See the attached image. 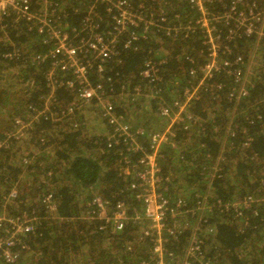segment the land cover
Masks as SVG:
<instances>
[{
    "label": "trees",
    "instance_id": "obj_1",
    "mask_svg": "<svg viewBox=\"0 0 264 264\" xmlns=\"http://www.w3.org/2000/svg\"><path fill=\"white\" fill-rule=\"evenodd\" d=\"M132 1L135 5L141 2ZM161 1L163 7L160 10L166 11L169 25L179 26L177 14L182 23L196 17L195 10L184 0ZM246 1L264 7V0ZM149 2L157 3L156 0ZM213 6L218 7V4L213 3ZM155 7L158 8L157 5ZM216 10L219 11L218 8ZM79 11L73 23L83 17V12ZM222 30L228 29L222 26ZM10 37L22 49V56L26 51L30 55L44 53L48 49L33 31L28 32L25 27L13 31ZM255 37L236 38L232 43L235 56H243L247 60L250 51L257 46L258 37ZM260 45L263 48L260 47L255 54L257 68L252 71L254 87L249 97L235 101L228 97V91L217 95L204 92L191 106L199 119L198 126L204 129L198 134L191 131L190 136L180 130L177 142L184 145L180 146L179 157H175V152L168 146L161 161L164 175L170 180L168 196L173 199L190 197L188 202L194 205L198 200L196 194L208 192L210 198L224 203L241 202L250 196L258 200L251 206L254 214L239 205L238 213L231 209L227 212L211 209L204 215L205 226L214 230L205 234L202 245L204 261L209 264H264V43ZM161 48L167 53L164 57L167 62L161 66L164 88L149 104H171L177 95L181 96V92L177 88L172 89L170 83L180 79L185 84L190 82L188 77L183 79L180 75L205 61V48L198 32L176 41L158 33L148 43L139 44L135 51L124 53L121 64L111 63L105 76H110L113 81L116 78L129 80L133 82L132 87L136 84L145 86L139 73L145 62L161 53ZM10 49L7 45L0 47V120L4 119V105L13 102L8 93L14 90V86L29 88V93L23 96V105L28 107L29 120H33L36 111L46 106V100L52 93L45 78L50 65L28 67L26 59L8 61L2 55ZM227 80L223 79V82ZM229 81L231 86L234 85ZM116 90H120L119 86ZM73 100L68 91L57 89L49 99L51 108L47 114L36 118L31 129L10 137L16 131L13 119L23 114L19 111L14 117L11 115V128L0 129V212H5L8 217L35 215L40 223L37 233L26 240L28 249H21L18 264H76L78 259L84 264L149 262L150 244L139 241V235L132 226L123 232L112 233L110 228L102 230L98 220H91L88 204L93 193L113 201L122 200L130 209L137 208L138 202L128 190L130 178L126 180L122 171L129 153L123 147L108 148L106 134L109 129L101 117L95 116L100 126L94 128L91 119L94 116L90 110L86 112L89 116L77 111L61 118L60 110L71 106ZM126 103L121 101L117 113L131 130L143 129L146 132L145 136H134L148 151L150 140L147 134L160 132V129H153L161 125L154 113L158 107L150 108L144 100L139 105ZM231 126L235 135L222 138L227 136V128ZM112 130L110 126V134ZM216 161L220 171L208 185L203 182L202 175H208ZM41 162L44 166L39 165ZM175 163L185 165L177 166ZM201 183L208 185L210 190H206V186L201 189ZM92 189L95 192L91 193ZM11 192H16V196L6 201L4 197ZM48 194L53 196L52 209L42 202ZM184 224L180 239L170 245L178 257L190 239L188 221ZM81 250L87 253L81 255Z\"/></svg>",
    "mask_w": 264,
    "mask_h": 264
},
{
    "label": "built area",
    "instance_id": "obj_2",
    "mask_svg": "<svg viewBox=\"0 0 264 264\" xmlns=\"http://www.w3.org/2000/svg\"><path fill=\"white\" fill-rule=\"evenodd\" d=\"M184 1L195 10L196 17L182 23L177 14L179 26H173L168 24L166 11L160 10L163 6L149 0H141L136 5L132 0H0V47H11L2 57L11 62L26 59L28 67L50 65L45 77L52 92L49 99L57 89L68 91L74 97L71 106L60 110L61 118L74 115L77 111L84 115L88 110L94 111L92 114L101 117L109 129L106 134L108 148L123 147L129 153L123 163L132 177L128 190L138 202L134 215L127 218L124 201L109 204L100 195L94 199L92 209L96 211L94 214H106L101 219L103 221H98L102 230L110 228L112 233L125 231L129 219H134L139 241L150 244L149 262L142 264L207 263L203 256V239L206 233L214 230L205 226L204 215L211 209L221 212L231 209L238 213L239 205L254 214L251 206L258 201L250 196L241 202L224 203L208 197V192H201L196 194L198 200L193 205L186 199L168 196L170 180L164 175L161 165L166 148L169 146L172 152L180 154L182 144L177 142L180 130L192 135L191 131L198 134L204 129L198 126L199 119L193 114L191 106L204 92L217 95L228 91V97L235 101L249 97L254 87L252 70L257 68L255 54L260 51V43H264V7L249 4L246 0H230L228 4L227 0ZM222 8L225 10L222 11ZM78 11L83 12V17L73 23L72 17ZM222 26L228 30H222ZM21 27L28 32L33 31L41 44L47 45V51L30 55L26 51L22 56V49L10 37ZM196 32L202 36L205 61L202 65L191 67L185 74L181 73V78L188 77L190 82L185 84L180 79L170 83L172 89L177 88L181 92V96L178 95L171 104L158 102L156 111L161 119L167 120V124L160 132L147 134L150 140L147 151L134 136H145L146 132L143 129L131 130L117 112L121 101H126L127 105H139L142 100L148 103L157 99L164 88L161 66L167 62L164 58L167 53L161 48V53L145 62L139 73L145 86L136 84L132 87L133 82L119 78L113 81L110 76H105L106 68L111 63L121 64L124 53L135 51L139 44L148 43L158 33L176 41ZM255 35L258 37L257 46L250 51L247 60L243 56H235L233 41L242 36L249 39ZM159 58L161 60L157 62ZM223 79L231 80L234 85L231 86L229 80L223 82ZM116 86H119V91ZM49 99L42 110L36 111L33 120L16 119V131L10 137L31 129L38 116L47 114L51 108ZM110 126L113 129L111 134ZM211 169L213 179L217 178L220 171L217 161ZM15 196L16 192H11L4 199L9 201ZM42 202L51 209L54 207L52 194L45 195ZM141 205L143 209L138 210ZM150 207L154 210L151 211ZM96 216L91 214V220H97ZM185 221L189 224L190 239L178 257L170 245L180 239ZM39 225L35 215L8 217L5 212H0V264H18L21 249H28L26 240L37 233Z\"/></svg>",
    "mask_w": 264,
    "mask_h": 264
},
{
    "label": "rangeland",
    "instance_id": "obj_3",
    "mask_svg": "<svg viewBox=\"0 0 264 264\" xmlns=\"http://www.w3.org/2000/svg\"><path fill=\"white\" fill-rule=\"evenodd\" d=\"M156 2L157 3H159L160 5H163V2L161 1V0H156ZM75 16H73L72 18H74ZM253 71V70H252ZM20 82V81H19ZM31 87V86H30ZM29 88H26V89H23V88H17V87H15L14 86V90L13 91H9V93H8V95H10V97H11V99L13 100V102H10L9 104H6V105H4V110H5V112H4V119L3 120H0V129H3L4 127H6V126H8V127H12V120H11V115H13V117L15 116V112L16 111H19V112H23V114H21V116H17V117H15L14 119H13V126L15 127V120L16 119H23L22 117H25V119H30L31 117H29L30 116V113H29V111H28V107L26 108V107H24V105H23V99H24V97L23 96H26L28 93H29V90H28ZM177 97H178V95H177ZM2 101H0V105H2V103H1ZM147 105L150 107V108H155V107H157V105L156 106H151L150 104H149V102L147 103ZM150 110V109H149ZM89 112H91V114L94 112V111H89ZM152 112H154V111H152ZM155 113V117H157V120H158V122L161 124L159 127H156V128H153V129H157V130H159V131H161L164 127H165V125L167 124V120H165L164 118L163 119H161L160 117V119L158 118V114L156 113V111L154 112ZM93 116H94V114H92ZM86 116H89V113H87L86 114ZM93 121H92V128H94V127H98V126H100V124H99V119L98 118H95V116L94 117H92L91 118ZM155 121V120H154ZM230 126V125H229ZM105 127V126H104ZM105 129H106V127H105ZM234 129V127L233 126H231V127H229V128H227V136L226 135H224L222 138H228V137H233L234 135H235V131L233 130ZM156 131V130H155ZM94 132V131H93ZM95 133V132H94ZM156 133H158V132H156ZM96 134V133H95ZM189 136H190V134H189ZM19 145H21L22 146V143H20ZM182 145H184V144H182ZM175 157H177L178 158V156H179V153L177 152V153H174L173 154ZM132 159H135V157H132ZM177 166H184L183 164H181V163H175ZM39 165H42V166H44V162H41ZM38 165V166H39ZM44 168V167H43ZM193 168H194V166H193ZM204 168H206L205 166H204ZM196 171H197V169L196 168H194ZM123 176H124V178H126V180H128L129 178V182L131 181V179H132V177H130L131 176V172L129 171L128 172V169L127 168H123ZM203 177H202V180H203V178H204V181L203 182H207V184L209 185V180H214L213 179V177H212V169L210 168V171H209V174L208 175H206V174H204V175H202ZM210 176H211V179H210ZM128 178V179H127ZM188 184V183H187ZM186 184V185H187ZM208 185H206V184H202L201 183V189L202 188H204L203 186H206V190H210V188H208L209 186ZM93 192H95L93 189L91 190V193H93ZM103 196V195H101V194H97V193H93L92 194V197H90L89 198V204H88V207H89V212L92 214V215H97L96 216V218H98L97 220H99L100 222L101 221H103V220H101L102 219V217L103 216H105L106 214H104V213H100V212H98L97 214H94L96 211L94 210V209H92V206H93V201H94V199L96 198V197H98V196ZM208 197H210V195H208ZM105 198V197H104ZM190 199V197H188L186 200L188 201ZM106 201H108L109 202V204L112 202V203H116V201H113L112 199H110V198H106L105 199ZM124 203V202H123ZM126 207H127V209H126V216H127V218H130V217H132L133 215H134V211H136V209H130L129 208V206L126 204ZM143 209V206L141 205V206H139V209L138 210H142ZM200 209H202V208H200ZM150 210L151 211H153L154 210V207H150ZM197 210V209H196ZM196 210H193L194 212L196 211ZM107 214L109 213V211H107L106 212ZM130 220V222L128 223V225L127 226H132L133 228H134V219H129ZM196 222V221H195ZM135 229V228H134ZM136 230V229H135ZM137 232V231H136ZM139 235V234H138ZM139 238V237H138ZM131 248V247H130ZM76 264H84L83 262H82V260H77L76 261Z\"/></svg>",
    "mask_w": 264,
    "mask_h": 264
},
{
    "label": "crops",
    "instance_id": "obj_4",
    "mask_svg": "<svg viewBox=\"0 0 264 264\" xmlns=\"http://www.w3.org/2000/svg\"><path fill=\"white\" fill-rule=\"evenodd\" d=\"M85 253H87V252L81 250V252H80L79 254L84 255ZM84 258H85V256H84ZM84 258H83V259H84ZM78 260H80V259H78Z\"/></svg>",
    "mask_w": 264,
    "mask_h": 264
}]
</instances>
